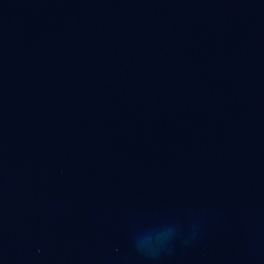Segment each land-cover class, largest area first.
I'll list each match as a JSON object with an SVG mask.
<instances>
[{"label":"water","instance_id":"obj_1","mask_svg":"<svg viewBox=\"0 0 264 264\" xmlns=\"http://www.w3.org/2000/svg\"><path fill=\"white\" fill-rule=\"evenodd\" d=\"M0 264H264V0H0Z\"/></svg>","mask_w":264,"mask_h":264}]
</instances>
